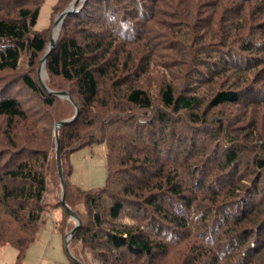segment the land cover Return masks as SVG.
<instances>
[{
  "label": "trees",
  "instance_id": "trees-1",
  "mask_svg": "<svg viewBox=\"0 0 264 264\" xmlns=\"http://www.w3.org/2000/svg\"><path fill=\"white\" fill-rule=\"evenodd\" d=\"M43 2L0 0V73L28 57L0 84V247L16 250V264L49 207L61 208L62 234L72 228L52 130L74 108L35 74L49 42L34 29ZM45 70L47 88L79 108L58 131L65 203L81 221L76 259L264 264V0H85ZM16 82L40 116L10 94ZM96 145L107 179L81 190L68 155Z\"/></svg>",
  "mask_w": 264,
  "mask_h": 264
},
{
  "label": "rangeland",
  "instance_id": "rangeland-1",
  "mask_svg": "<svg viewBox=\"0 0 264 264\" xmlns=\"http://www.w3.org/2000/svg\"><path fill=\"white\" fill-rule=\"evenodd\" d=\"M57 2L58 0H44L43 4L40 7L38 19L34 27L35 30H43L47 28L46 30L48 31L46 34L48 37L53 27L55 17L68 7L66 6L63 9H58V7H56L53 10V6ZM27 58V55H22V59L19 62V70L16 73H0V84L3 78H8L9 81L11 80V77L26 71L28 69L26 63ZM37 66L38 67L36 68L35 73L37 76V80L39 81L40 78L46 84V82L48 81L46 70L44 72L45 78H43L42 72H38L40 62ZM11 93L12 96L14 95L20 100L21 104L25 105L26 111L32 114V116L41 115L38 114V110L40 108V106L38 105V99L33 94L24 90L19 82H16L10 94ZM59 100L62 102H66V100ZM2 122H4V119L0 118V124ZM52 138L54 142L53 130ZM68 162L72 170L69 176V181L72 185L80 188L81 190L101 188L105 185L108 169L105 158L104 145H96L92 148H88L86 146L78 148L77 150L69 153ZM46 201L48 202V204H54L57 202V200H55L54 198L53 193L48 194ZM48 209H50V211L45 213L43 216V223L41 225L35 243H33L26 249L24 258L22 259L20 264H73L66 252L65 235L57 229L58 221L61 219V208L49 207ZM68 222L73 227V221L69 219V217ZM69 231L67 230L66 234ZM0 264H16V250L10 245L0 247Z\"/></svg>",
  "mask_w": 264,
  "mask_h": 264
},
{
  "label": "water",
  "instance_id": "water-1",
  "mask_svg": "<svg viewBox=\"0 0 264 264\" xmlns=\"http://www.w3.org/2000/svg\"><path fill=\"white\" fill-rule=\"evenodd\" d=\"M84 1L85 0H72L70 2V4L68 5V7L65 8L62 12H60L55 17L53 27H52L50 34H49V43L47 45L46 52H45L44 56L42 57V59L40 60V67L38 70L39 73L41 70H43L45 72V62H46L47 55L54 49L55 42L59 36L63 20L70 13L77 11L81 7V5L83 4ZM55 28H57L56 38L52 39V33H53ZM39 81H40V85L44 91L48 92L49 94H52L53 96H55L59 99L68 101L74 108V116L71 119L59 121L54 125L53 137H54V144H55L56 167H57L58 177H59V181H60V205L65 208L69 219H71L73 221V227L65 236L66 252H67L70 260L74 264H82L81 261H79L78 259H76L72 255L70 248H69L70 242H71L74 234L76 233L78 227L80 226L81 221H80L79 217L70 208H68L66 203H65V181L63 178V173H62V168H61V156H60L59 138H58V131L61 128V126L69 124L72 121H74L78 115L79 108L76 105V103L72 100V98L70 97V95L67 91H64V92L50 91L47 88L46 84L42 81V79L39 78Z\"/></svg>",
  "mask_w": 264,
  "mask_h": 264
},
{
  "label": "bare ground",
  "instance_id": "bare-ground-1",
  "mask_svg": "<svg viewBox=\"0 0 264 264\" xmlns=\"http://www.w3.org/2000/svg\"><path fill=\"white\" fill-rule=\"evenodd\" d=\"M56 34H57V28H55L54 31H53V33H52V39H55L56 38ZM41 72H42V77L45 78L44 77V71L41 70Z\"/></svg>",
  "mask_w": 264,
  "mask_h": 264
},
{
  "label": "crops",
  "instance_id": "crops-1",
  "mask_svg": "<svg viewBox=\"0 0 264 264\" xmlns=\"http://www.w3.org/2000/svg\"><path fill=\"white\" fill-rule=\"evenodd\" d=\"M65 236H66V234H65Z\"/></svg>",
  "mask_w": 264,
  "mask_h": 264
}]
</instances>
